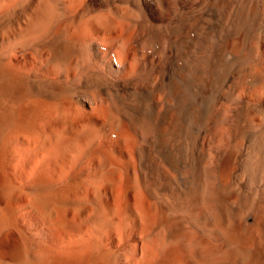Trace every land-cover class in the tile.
I'll return each instance as SVG.
<instances>
[{
	"label": "bare ground",
	"instance_id": "6f19581e",
	"mask_svg": "<svg viewBox=\"0 0 264 264\" xmlns=\"http://www.w3.org/2000/svg\"><path fill=\"white\" fill-rule=\"evenodd\" d=\"M0 264H264V0H0Z\"/></svg>",
	"mask_w": 264,
	"mask_h": 264
}]
</instances>
